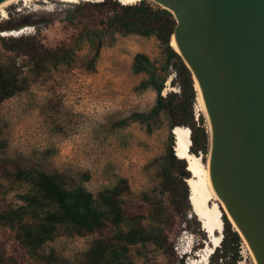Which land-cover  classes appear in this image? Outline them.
I'll use <instances>...</instances> for the list:
<instances>
[{"label": "trees", "instance_id": "16d2710c", "mask_svg": "<svg viewBox=\"0 0 264 264\" xmlns=\"http://www.w3.org/2000/svg\"><path fill=\"white\" fill-rule=\"evenodd\" d=\"M75 7L74 15L68 20L80 29L72 44L46 47L36 35L2 37L3 46L13 55L0 60V105L52 68L72 66L76 49L84 44L94 52L87 66L95 70L101 48L114 44L117 34L155 37L162 47L163 62L157 63L146 53L138 52L132 70L147 75L137 88L141 91L155 89L156 102L149 110L133 112L119 123L139 122L151 133L162 125L163 117L167 118L169 138L159 164L160 193L164 197L144 193L142 203L135 206L127 178L95 194L85 184L89 174L77 178L59 170L48 171L41 165L20 163L15 165L12 180L27 185L28 189L19 195L21 204L0 210V225L13 229L28 255L42 264H58L55 250L46 253L44 245L59 234L95 235L89 249L83 253L82 264H136L129 253L131 248L138 247V254L147 259L144 249L149 245L166 254L174 253L171 230L177 216H183L185 225L192 219L198 225L200 221L189 199L187 179L192 172L187 160L175 153L173 129L176 126L190 128V150L205 162L211 145L206 117L199 113L197 118L195 113L196 80L171 45L177 19L172 11L152 0L134 4H123L119 0L85 1ZM25 68L28 70L24 71ZM172 71L175 72L172 83L178 85L179 91L163 93ZM1 161L0 158V166ZM5 176L11 178L0 172V183ZM223 219L222 241L210 259L212 264H236L244 239L225 211ZM201 235V239L208 240L206 233ZM0 264H3L2 258Z\"/></svg>", "mask_w": 264, "mask_h": 264}, {"label": "rangeland", "instance_id": "374dc122", "mask_svg": "<svg viewBox=\"0 0 264 264\" xmlns=\"http://www.w3.org/2000/svg\"><path fill=\"white\" fill-rule=\"evenodd\" d=\"M47 1L34 0L29 6L20 1L7 7L9 17L19 19L22 15H31L32 21L9 27L4 26L8 18L0 22V60L5 61L13 55L2 44V37H10L1 35L2 31L35 25L37 32L26 35H36L46 47L72 44L80 29L68 20L76 11L75 5L102 0ZM36 4L51 6L52 11H34ZM18 7L21 10H17ZM17 13H21L20 16ZM116 36L114 44L101 48L95 70L87 66L94 52L84 44L76 49L72 66L52 68L0 105V172L11 177L1 178L0 210L21 204L19 195L28 189L27 185L12 180L15 165L20 163L41 165L48 171L59 170L77 178L89 174L85 184L95 194L113 186L121 178H127L135 206L142 203L144 193L164 197L160 193L159 164L166 153L169 138L167 118L163 117L162 125L151 133L139 122L119 123L133 112L147 111L155 104L157 91L137 88L147 75L134 73L132 63L138 52L162 63V47L155 37ZM174 77L172 71L163 93L179 91L178 85L172 83ZM198 97L199 92L196 115L204 113ZM206 121L210 133L207 117ZM199 229L209 238L201 221L198 225L192 219L185 225L183 216H177L171 230L174 253L166 254L152 245L144 249L147 259L138 254V247L131 248L129 253L136 264H212L210 258L202 262L203 258L199 256L203 247L209 245L208 241L201 239ZM94 237L59 234L44 245V251L55 250L58 264H82L83 253L89 249ZM192 247L198 248L192 250ZM239 255L236 264H256L245 240ZM0 258L3 264H42L28 255L13 229L1 225Z\"/></svg>", "mask_w": 264, "mask_h": 264}, {"label": "water", "instance_id": "95a60500", "mask_svg": "<svg viewBox=\"0 0 264 264\" xmlns=\"http://www.w3.org/2000/svg\"><path fill=\"white\" fill-rule=\"evenodd\" d=\"M153 1L174 13L175 49L203 97L211 186L264 264V0Z\"/></svg>", "mask_w": 264, "mask_h": 264}, {"label": "bare ground", "instance_id": "6f19581e", "mask_svg": "<svg viewBox=\"0 0 264 264\" xmlns=\"http://www.w3.org/2000/svg\"><path fill=\"white\" fill-rule=\"evenodd\" d=\"M20 1L24 2L23 5L29 6V3H31L34 0H5L4 2L0 3V16H1L0 22L8 18L7 7H9L12 4L19 3ZM44 1L48 2L47 0ZM60 1L79 2V0H60ZM119 1L123 4H134L141 0H126V2H122V0ZM40 9H46L48 11H52L51 6L47 7L36 4L33 8L34 11ZM22 32H24V30H21L19 32H14L12 30L2 31L1 35L12 36ZM172 45L174 48L178 49L173 37H172ZM196 88L198 89L199 92L198 98L199 101L201 102L202 109L208 119L210 135H211V143H212L211 125L197 80H196ZM173 130L176 141L174 147L176 155L179 158L187 160L188 169L192 172V176L187 179V183L190 188V202L192 205V211L201 221L203 230H205L209 236L207 240L209 245H207V247H203V249L201 250V254L199 255L200 257L203 258L202 262H204L205 259L210 258L212 253H214V250L217 247H219L221 244L220 241H222L223 229H224V219H223L224 211L227 213L229 219L232 221L236 229L238 228L234 223V221L232 220L229 213L227 212L223 202L220 201L217 195L215 194L209 180V157H210L211 145H210V151L207 155V160L205 162L199 154H195L190 150V145L192 142L190 137L191 135L190 128L186 126H176ZM243 239L245 240L244 237ZM245 242L249 247L246 240ZM199 263H201V261Z\"/></svg>", "mask_w": 264, "mask_h": 264}, {"label": "flooded vegetation", "instance_id": "af4514ba", "mask_svg": "<svg viewBox=\"0 0 264 264\" xmlns=\"http://www.w3.org/2000/svg\"><path fill=\"white\" fill-rule=\"evenodd\" d=\"M18 12H20V11H18ZM20 14L21 13H17L18 16H20ZM31 21H32V16L31 15H22V16L19 17V19H17L14 16H11V17L8 16V19L6 20L4 26H6V27L17 26V25H19V24H21L23 22H31Z\"/></svg>", "mask_w": 264, "mask_h": 264}, {"label": "built area", "instance_id": "2783aa9c", "mask_svg": "<svg viewBox=\"0 0 264 264\" xmlns=\"http://www.w3.org/2000/svg\"><path fill=\"white\" fill-rule=\"evenodd\" d=\"M17 10H21V8L20 7H18L17 8ZM21 30H24V32H22V33H19V34H17V35H13V36H20V35H26V34H35L36 32H37V27L35 26V25H32V26H24V27H22V28H20V29H18V30H12V31H14V32H19V31H21ZM198 115H199V113H197V118H198Z\"/></svg>", "mask_w": 264, "mask_h": 264}, {"label": "snow or ice", "instance_id": "6c2138e0", "mask_svg": "<svg viewBox=\"0 0 264 264\" xmlns=\"http://www.w3.org/2000/svg\"><path fill=\"white\" fill-rule=\"evenodd\" d=\"M122 2H126V0H122Z\"/></svg>", "mask_w": 264, "mask_h": 264}]
</instances>
